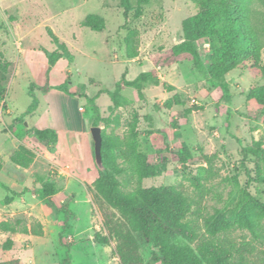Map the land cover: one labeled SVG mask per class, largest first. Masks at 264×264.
Here are the masks:
<instances>
[{
  "label": "rangeland",
  "instance_id": "rangeland-1",
  "mask_svg": "<svg viewBox=\"0 0 264 264\" xmlns=\"http://www.w3.org/2000/svg\"><path fill=\"white\" fill-rule=\"evenodd\" d=\"M130 2L132 12L126 24L120 0H0V90L4 91L0 100V182L22 193L11 205H5L7 192L0 187V224L7 222L16 228L15 233L0 229V262L119 264L114 251L116 242L107 246L96 240L97 235H106L104 212L112 214L116 223L121 221L117 210L94 201L91 187L99 172L90 132L94 115L86 95L96 97L102 119L98 127L105 139H122L128 125L136 123L140 133L138 151L150 165L159 167V174L150 179L134 178L125 183L118 177L126 192L180 185L193 194L191 180L207 177L203 181L207 192L205 218L218 213L231 218L243 190L264 203V156H260L264 151V113L255 100L248 99L252 89L264 86L259 68L239 67L221 79L219 82L229 89V100H223L222 90L193 69L190 56L156 64L180 42L182 22L198 12L197 5L189 0H150L143 16L137 19L134 14L138 0ZM246 2L253 12H264V0ZM90 15L103 19L102 32L84 27ZM134 31L136 36H132ZM129 37L138 55L132 60L126 59ZM197 48L208 65V42H198ZM39 50L63 57L69 72H65L62 84L69 79L68 90L78 97L68 102L58 98V91L49 97L43 95L36 84L37 79L44 78L38 69ZM27 55L34 65L33 75L25 66ZM260 65L264 66V48ZM143 72H152L159 80L146 86L148 102L141 101L135 89L123 88V105L112 109L110 97L101 91H113L124 73L126 79L133 80ZM52 82L61 83L56 76ZM29 91L40 103L38 111L32 113H28L34 100ZM174 96L181 99L183 106L164 108V103ZM73 101H78L82 116ZM193 107L203 110L188 113ZM53 121L60 127L62 142L45 147L33 130L48 128ZM21 145L35 154L28 169L10 161ZM182 146L193 156L185 165L174 154ZM113 153L118 152L115 149ZM202 154L212 157L210 167ZM117 163L123 164L122 160ZM46 182L56 185L57 194L51 197L54 206H65L71 217L66 218L39 198L36 192ZM196 224L201 238L209 237L204 219ZM25 230L29 233L24 234ZM228 237L237 244L244 239L254 241L247 231L236 230ZM8 239L13 246L6 251L3 245ZM254 243L264 249V241ZM140 254L143 264H162L150 244L142 243Z\"/></svg>",
  "mask_w": 264,
  "mask_h": 264
},
{
  "label": "trees",
  "instance_id": "trees-1",
  "mask_svg": "<svg viewBox=\"0 0 264 264\" xmlns=\"http://www.w3.org/2000/svg\"><path fill=\"white\" fill-rule=\"evenodd\" d=\"M150 0H138L135 10V18L143 16L144 6ZM198 7V12L182 22V38L175 44L156 64H166L174 58L190 56L193 69L205 75L210 83L220 88L223 92V100H229V89L226 84L219 81L231 71L241 67L259 68L264 77V66L260 65L261 51L264 48V12H253L246 0H189ZM123 16L126 24L132 12L130 0H120ZM84 27L100 33L104 30V21L97 15H90L83 23ZM136 32L132 36H136ZM205 40L211 54L208 65L198 51L197 43ZM128 53L127 60L135 59L138 55L133 47L131 37L126 39ZM46 56L48 68L46 78L57 62L63 57L58 53H49L39 50ZM159 80L152 72L140 73L135 79H126L124 73L113 91L102 90L107 94L113 104L112 109L123 105L121 91L123 88H133L143 102H148L145 96L146 86L157 84ZM66 83L58 86H50L48 81L40 88L43 94L56 90L69 97L76 98V94L70 93ZM169 90H174L169 87ZM33 97V103L28 113L35 111L38 100ZM4 91L0 90V100ZM89 111L94 115L93 126H98L102 121L100 110L96 105V97L84 96ZM249 100H255L264 113V86L252 89L248 94ZM183 102L177 96L167 100L163 107L172 109L174 106H183ZM201 107L188 109V113L199 112ZM34 136L45 147H53L58 144V134L52 129H34ZM151 135V132H147ZM140 133L136 123H130L125 136L115 138L112 141L103 137L102 162L104 170H99V178L91 187L94 201L103 202L110 208L118 211L121 223H116L113 215L104 216L105 236L97 235L96 240L102 245H111L116 242L115 254L119 258V264H143L140 254L142 243L152 245L160 257L157 259L162 264H264V249L256 243L264 241V203L256 200L247 190H243L242 198L236 207L234 215L227 218L218 213L210 218H205L204 201L206 188L203 181L207 177H194L191 185L194 193H188L182 186L174 185L159 188H138L132 192H126L122 183H129L131 179H150L159 174L157 165H150L147 157L138 151V139ZM118 153H113V150ZM175 157L182 165L193 159L191 151L187 147H181L175 153ZM264 156V151L260 153ZM202 160L209 167L212 165V157L201 155ZM35 160V154L25 146H19L11 155L10 161L15 166L28 169ZM122 160V165H118ZM118 177H121V182ZM0 187L7 192L4 204L10 205L21 197V193L12 191L8 186L0 182ZM39 198L51 208H56L51 197L57 194L56 185L46 182L37 190ZM71 217L69 210L63 206L56 208ZM204 219L209 237L202 239L198 233L196 222ZM0 229L6 233H15L16 228L7 222L0 224ZM247 231L254 241L245 239L237 244L228 237L233 231ZM24 231V234H28ZM139 234V238L136 237ZM195 245V248L192 247ZM13 241L8 239L3 248L11 250ZM0 264H19L18 260L0 262Z\"/></svg>",
  "mask_w": 264,
  "mask_h": 264
},
{
  "label": "crops",
  "instance_id": "crops-1",
  "mask_svg": "<svg viewBox=\"0 0 264 264\" xmlns=\"http://www.w3.org/2000/svg\"><path fill=\"white\" fill-rule=\"evenodd\" d=\"M36 54H37V56L40 58V68H38L39 69V72L40 73H44V78L43 77H41L40 79H37L38 80V82L36 83L37 84V86L39 87V88H41V87H43L45 84H46V82L48 81V83H49V85L50 86H58V85H61L62 83H63V81L65 80V72L66 71H68L69 72V66H68V64H66L65 63V61L63 60V59H61V60H59L58 62H57V64L52 68V70H51V72L49 73V77H48V79L46 78V70H47V68H48V62H47V59H46V56H45V54L43 53V52H41V51H38V52H36ZM26 58V60H25V66H26V68L28 69V71L31 73V75H33V72H34V65H33V63H32V60H30V57H29V55H27V56H25ZM46 61V62H45ZM39 64V63H38ZM37 64V65H38ZM36 71H37V69H36ZM56 76V80L57 81H61V83L60 84H58V85H54V83L52 82L53 81V78ZM13 81V80H12ZM54 91H56V90H52V91H50L49 93H47V94H43L44 96H46V97H49ZM59 92V91H58ZM57 96H58V98L59 99H64V100H66V101H70V98H72V97H69V96H67L66 94H64V93H62V92H60V93H55ZM64 95H66V96H64ZM61 96V97H60ZM6 103H8V94L6 93V101H5ZM38 103H39V100H38ZM73 103H75L76 105H78V107H79V113H80V115L82 116V113H81V108H80V106H79V103H78V101H73ZM40 104V103H39ZM39 104H38V107L36 108V111H38V109H39ZM48 112V111H47ZM49 113V112H48ZM1 117V116H0ZM34 129H38V128H35L34 127ZM41 129H45V128H41ZM48 129H52V130H54L57 134H58V137H59V139H58V145L62 142V136H61V134H60V127L57 125V123H55V121H53V122H50L49 123V125H48ZM34 135V134H33ZM87 155V154H86ZM93 155H94V152H93ZM84 158H86V157H84ZM82 159H79V160H77L76 161V164H75V168H76V170H77V168H79V164H80V162L79 161H81ZM95 161V160H94ZM96 165V164H95ZM97 168V167H96ZM4 184V183H3ZM7 186V185H6ZM12 190V189H11ZM12 191H14V190H12ZM15 192H17V191H15ZM17 193H20V192H17ZM22 194V193H21ZM11 205V204H10Z\"/></svg>",
  "mask_w": 264,
  "mask_h": 264
},
{
  "label": "water",
  "instance_id": "water-1",
  "mask_svg": "<svg viewBox=\"0 0 264 264\" xmlns=\"http://www.w3.org/2000/svg\"><path fill=\"white\" fill-rule=\"evenodd\" d=\"M90 132L93 140V152H94L95 164L99 170L103 171L104 167L102 162V144H103L102 129L98 126H93L90 129Z\"/></svg>",
  "mask_w": 264,
  "mask_h": 264
}]
</instances>
